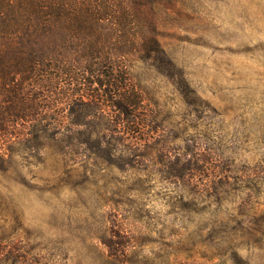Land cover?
<instances>
[{"label": "rangeland", "instance_id": "1", "mask_svg": "<svg viewBox=\"0 0 264 264\" xmlns=\"http://www.w3.org/2000/svg\"><path fill=\"white\" fill-rule=\"evenodd\" d=\"M151 8L125 75H44L0 135V264H264V0Z\"/></svg>", "mask_w": 264, "mask_h": 264}, {"label": "trees", "instance_id": "2", "mask_svg": "<svg viewBox=\"0 0 264 264\" xmlns=\"http://www.w3.org/2000/svg\"><path fill=\"white\" fill-rule=\"evenodd\" d=\"M152 3L153 0H0V135L12 133L10 123L38 118L39 105L33 93L42 88L44 75L63 74L82 80L84 85L83 80L95 72L100 85L103 77L111 82L114 75H125L114 59L124 54L126 44L144 48L145 41L136 40L134 31L152 28L141 16L151 11ZM104 67L108 68L107 75L102 73ZM87 83L86 87L93 84ZM113 88L118 91L121 86ZM79 95L87 103L93 98ZM110 239L104 245L118 255L124 249Z\"/></svg>", "mask_w": 264, "mask_h": 264}]
</instances>
